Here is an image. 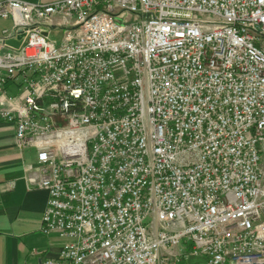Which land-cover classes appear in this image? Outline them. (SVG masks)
I'll return each instance as SVG.
<instances>
[{
  "label": "built area",
  "instance_id": "built-area-1",
  "mask_svg": "<svg viewBox=\"0 0 264 264\" xmlns=\"http://www.w3.org/2000/svg\"><path fill=\"white\" fill-rule=\"evenodd\" d=\"M0 19V120L66 240L43 264H264V0H0Z\"/></svg>",
  "mask_w": 264,
  "mask_h": 264
},
{
  "label": "crops",
  "instance_id": "crops-1",
  "mask_svg": "<svg viewBox=\"0 0 264 264\" xmlns=\"http://www.w3.org/2000/svg\"><path fill=\"white\" fill-rule=\"evenodd\" d=\"M26 1L50 4L57 0ZM15 131V126L0 120V264H43L59 256L66 240L56 232L42 231L49 192L28 184L27 164L33 166L30 176H38L36 150L21 152ZM178 264H207V260L189 254Z\"/></svg>",
  "mask_w": 264,
  "mask_h": 264
},
{
  "label": "rangeland",
  "instance_id": "rangeland-1",
  "mask_svg": "<svg viewBox=\"0 0 264 264\" xmlns=\"http://www.w3.org/2000/svg\"><path fill=\"white\" fill-rule=\"evenodd\" d=\"M12 26V21L11 20H6V19H0V30L2 28H9ZM62 30H53L51 37L54 39H57L58 42L61 41V37H62Z\"/></svg>",
  "mask_w": 264,
  "mask_h": 264
}]
</instances>
